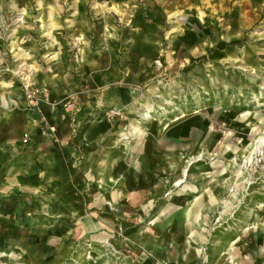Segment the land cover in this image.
Listing matches in <instances>:
<instances>
[{"label": "rangeland", "instance_id": "1", "mask_svg": "<svg viewBox=\"0 0 264 264\" xmlns=\"http://www.w3.org/2000/svg\"><path fill=\"white\" fill-rule=\"evenodd\" d=\"M25 42H41L30 66L16 58ZM45 42L60 44L63 85L51 80L61 68ZM8 77L37 119L19 142L48 144L39 157H0V264H165L167 248L179 264L195 248L201 264H264L260 0H0V80ZM103 119L106 133L88 136ZM151 137L149 166L162 184L121 201V178L99 159H121L122 141L127 157ZM149 149L145 140L144 161Z\"/></svg>", "mask_w": 264, "mask_h": 264}, {"label": "crops", "instance_id": "2", "mask_svg": "<svg viewBox=\"0 0 264 264\" xmlns=\"http://www.w3.org/2000/svg\"><path fill=\"white\" fill-rule=\"evenodd\" d=\"M250 1H252V0H250ZM250 1L247 0V2H250ZM260 3H261V5H264V0H260ZM166 8L170 9L171 6L167 5ZM179 10H180L179 8L177 10H172V11L170 10L167 14H169L171 16V14H173L174 11H179ZM139 12H141V11L139 10ZM72 14H73V12H72ZM74 16L75 15H73V17ZM69 20H72V18H70ZM59 25H60L59 29H60V27L64 28V25L62 23ZM64 30H67V29L64 28ZM141 30H142V33H146V32H148L149 29L144 27ZM55 42L57 43V40ZM55 42H54V44L52 42L51 43L45 42L44 43V49L45 50L43 52H47L49 54H51V53L55 54V56H56L55 60L56 61L54 63H56L58 68H61V73L59 72L58 74H56L55 79H51V80L56 85H63L64 83H63L62 79H64V73L65 72H63L62 68H64V67L62 65L65 64V61L63 58V54L61 53L62 51L59 48L60 44H56ZM39 43H41V42H39ZM39 43H30V42H25L23 44L17 43V45L18 46L21 45V47L23 49L22 54L16 55L17 56L16 58L19 59L18 63H22L25 58H27L28 56L31 55V52H29L28 50H32L35 48V51H36L35 46H37V45L39 46L38 48H40L41 45ZM146 43L147 42H145V41H141V44H146ZM134 44H136V43H134ZM156 44H157V41H156L155 45ZM155 45H149V47H153ZM23 64L26 66L31 65V64H27L26 61L23 62ZM105 76H106V74L103 72L102 80L105 78ZM3 80L10 82L11 86L2 85L0 83V92L3 93V95H4L3 100L5 102V104L0 103V121L2 120V123H3V125L0 126V157H3L5 155L6 157H4V158H6V160L9 161V159L12 158L13 156H19V155H17L18 151L19 152L30 151L31 153L35 154L32 156H36L39 153L38 154V157H39L42 153L39 150H42V147L47 145L48 141H45L42 143H37L36 146L38 147L39 150H34V151H33V149H35L34 145H31L29 143L22 145L19 142L20 141L19 137H21L25 132H28V131L35 132L34 130L37 128V119L29 116L26 109L24 108V102H23V100H20V97H19L20 95H23L24 92H23V90L19 89L20 86L18 87V83L12 84L13 80L11 78H9V79L5 78ZM3 80H0V82ZM58 80H61V81L59 82ZM40 81H41L40 78L37 79V82H40ZM113 98L115 99V103L116 104L118 103L119 106L121 107V105H120L121 100L112 95L111 100H110L111 102H112ZM112 106H113V104H112ZM98 121L95 125L99 124L100 127H101V125H103L104 128L101 130L98 129L96 132H93V127L95 125L94 126L92 125L88 136H92L94 133H97V132L100 134L106 133L108 126H109L108 121H105V119L101 120L100 122H98ZM13 126H14L13 131L17 130L16 131L17 133H15V134L9 130ZM147 139H149V138H145L146 145L151 144V150L150 149L149 150L153 151V152H150L149 157L147 156V158H146V161H144L143 160L144 158H142V156H143L142 148H143V142L145 140L141 141L139 145H136L134 147V149L130 150V153H128L127 157H126L127 152H125V151L123 152V147L125 146V142L123 143V141H122L121 159H120V156L114 157L113 154H111V152L106 153L105 155H103V157H101V159H99V162L101 161L100 167L102 168V170L106 171L107 173L112 171L115 175H117V177L121 178V187H120L121 192H122L121 201L127 196V194H132V197L134 199H137L138 195L140 196V198H144L145 193L152 192L153 189L158 188V186L162 184V177L160 179H157L156 178L158 176L157 173L156 172L153 173V171L150 170V166H149L153 160V157L156 156L155 147H157L158 144H155L156 142H154V139L152 137L149 140H147ZM16 140L18 142H16ZM92 146H93V144L91 143L88 145V148H92ZM114 152H116V151H114ZM117 157H119V159ZM110 159H113V160L115 159V161L117 163H116V165H113L111 168H109L107 170V167L104 165V163L107 161L110 162ZM138 159H139V161H138ZM0 160L2 161L1 158H0ZM120 160H121V162H120ZM38 161H40V159H38ZM43 162H45V160H43ZM32 163L33 162H31V164ZM110 163H112V162H110ZM37 164L39 165V162ZM45 166H46V164L43 163V165L40 166V168L45 170V168H44ZM167 166H168V164H167ZM7 167L10 168L9 165ZM53 169L54 168H52V170ZM33 170H35V169L33 168ZM163 171H164V174H167V175H164L165 176L164 178H167L168 172H171L172 170L169 169L168 167H165V170H163ZM37 172L40 173L39 168L37 169ZM179 174H177V175H179ZM127 176H129V179L127 178ZM175 177H174V180H175ZM180 190H183V191H181L180 194H183L186 192V188L183 189V187H181ZM117 192H119V191H117ZM139 208H142L143 210L149 209L147 204H141L140 207L139 206L137 207V209H139ZM157 219L158 218L156 217L155 221ZM168 244L170 246L171 242ZM191 247H192L191 242H190V239L188 238L184 243V251H183V258L184 259L189 257V254L191 252ZM195 251H197V256H195V258L192 259L191 261L187 260L186 261L187 264H201L202 257H204V255H201L203 253V251L200 248H195ZM162 257L165 258V260H164L165 264H179L173 260V250L170 248H167L165 250V255ZM197 258H200V260L197 261Z\"/></svg>", "mask_w": 264, "mask_h": 264}, {"label": "bare ground", "instance_id": "3", "mask_svg": "<svg viewBox=\"0 0 264 264\" xmlns=\"http://www.w3.org/2000/svg\"><path fill=\"white\" fill-rule=\"evenodd\" d=\"M26 15V10H23V18L24 16ZM28 78V77H27ZM133 130V132H130V133H134V127H132L131 131ZM186 174H187V166H185L182 170V176L179 177V180L174 184L175 186H178L180 185L181 183H183L185 181V178H186Z\"/></svg>", "mask_w": 264, "mask_h": 264}, {"label": "built area", "instance_id": "4", "mask_svg": "<svg viewBox=\"0 0 264 264\" xmlns=\"http://www.w3.org/2000/svg\"><path fill=\"white\" fill-rule=\"evenodd\" d=\"M70 105H71V104H70ZM51 129L53 130L54 127L52 126ZM26 141H27V139H26V138H23V142H26Z\"/></svg>", "mask_w": 264, "mask_h": 264}]
</instances>
